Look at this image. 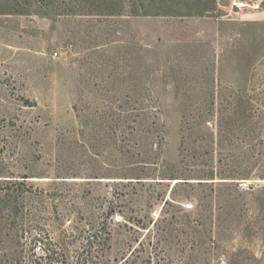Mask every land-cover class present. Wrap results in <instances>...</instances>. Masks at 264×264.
<instances>
[{
	"label": "rangeland",
	"instance_id": "rangeland-1",
	"mask_svg": "<svg viewBox=\"0 0 264 264\" xmlns=\"http://www.w3.org/2000/svg\"><path fill=\"white\" fill-rule=\"evenodd\" d=\"M48 249L264 264V0H0V264Z\"/></svg>",
	"mask_w": 264,
	"mask_h": 264
},
{
	"label": "trees",
	"instance_id": "trees-1",
	"mask_svg": "<svg viewBox=\"0 0 264 264\" xmlns=\"http://www.w3.org/2000/svg\"><path fill=\"white\" fill-rule=\"evenodd\" d=\"M164 1V0H163ZM170 9H172V8H170ZM170 14H172V15H174V16H179V14L178 13H176L175 11H172ZM159 15V14H158ZM180 16H186V17H191V16H194V15H192V14H186V15H180ZM199 184H203V183H199ZM39 238H41V237H39ZM95 239H97V238H95ZM35 241L38 243V244H42V240L41 239H38V238H36L35 239ZM94 245H95V242L93 241H89V244L87 245V246H89L88 248H90L91 250H92V248L94 247ZM38 249V251L39 252H41L42 251V248L41 247H38L37 248V245L34 247V254H36V250ZM59 251H55V250H51V249H48V251H45V257H43L44 258V260L43 261H45L44 262V264H54V262L55 261H57V262H59L58 261V259H56V257H57V255L58 254H60V253H58V252H61V250L60 249H58ZM86 250H87V247H86ZM89 253H91V251L89 250L88 251ZM65 257V256H64ZM66 262V260H64V262L63 263H65ZM126 262H129V259H127L126 260ZM62 263V264H63Z\"/></svg>",
	"mask_w": 264,
	"mask_h": 264
}]
</instances>
